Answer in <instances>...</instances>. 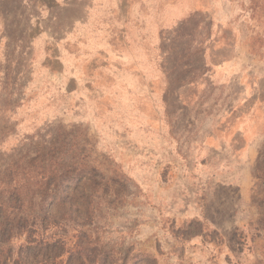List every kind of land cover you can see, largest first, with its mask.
<instances>
[{"label":"rangeland","instance_id":"374dc122","mask_svg":"<svg viewBox=\"0 0 264 264\" xmlns=\"http://www.w3.org/2000/svg\"><path fill=\"white\" fill-rule=\"evenodd\" d=\"M0 264H264V0H0Z\"/></svg>","mask_w":264,"mask_h":264}]
</instances>
